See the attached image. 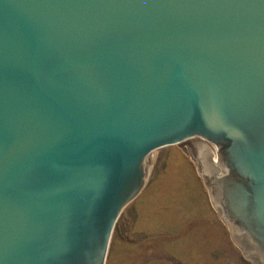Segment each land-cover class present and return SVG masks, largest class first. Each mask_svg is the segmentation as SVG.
Segmentation results:
<instances>
[{
    "label": "water",
    "instance_id": "obj_1",
    "mask_svg": "<svg viewBox=\"0 0 264 264\" xmlns=\"http://www.w3.org/2000/svg\"><path fill=\"white\" fill-rule=\"evenodd\" d=\"M182 141L264 264V0H0V264H104Z\"/></svg>",
    "mask_w": 264,
    "mask_h": 264
},
{
    "label": "rangeland",
    "instance_id": "obj_2",
    "mask_svg": "<svg viewBox=\"0 0 264 264\" xmlns=\"http://www.w3.org/2000/svg\"><path fill=\"white\" fill-rule=\"evenodd\" d=\"M199 140L215 159L213 146ZM149 156L145 183L120 213L104 264H250L211 203L185 142Z\"/></svg>",
    "mask_w": 264,
    "mask_h": 264
},
{
    "label": "flooded vegetation",
    "instance_id": "obj_3",
    "mask_svg": "<svg viewBox=\"0 0 264 264\" xmlns=\"http://www.w3.org/2000/svg\"><path fill=\"white\" fill-rule=\"evenodd\" d=\"M219 151H222L223 152V147L220 146ZM214 153H215V151H214ZM209 154H212V153H209ZM209 154H208V159H211V155H209ZM232 165L233 166H236L235 163H233Z\"/></svg>",
    "mask_w": 264,
    "mask_h": 264
},
{
    "label": "bare ground",
    "instance_id": "obj_4",
    "mask_svg": "<svg viewBox=\"0 0 264 264\" xmlns=\"http://www.w3.org/2000/svg\"><path fill=\"white\" fill-rule=\"evenodd\" d=\"M149 156V155H148ZM216 158V157H215ZM215 160V159H214ZM149 171V170H148ZM148 174V172L146 173V175Z\"/></svg>",
    "mask_w": 264,
    "mask_h": 264
}]
</instances>
